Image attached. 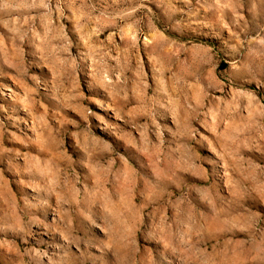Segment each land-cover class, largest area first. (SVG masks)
Wrapping results in <instances>:
<instances>
[{"label": "rangeland", "instance_id": "1", "mask_svg": "<svg viewBox=\"0 0 264 264\" xmlns=\"http://www.w3.org/2000/svg\"><path fill=\"white\" fill-rule=\"evenodd\" d=\"M0 264H264V0H0Z\"/></svg>", "mask_w": 264, "mask_h": 264}]
</instances>
